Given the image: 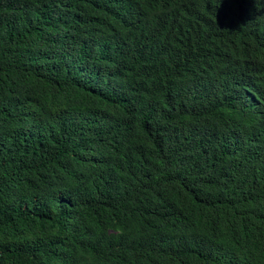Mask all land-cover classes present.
<instances>
[{"label":"trees","instance_id":"obj_1","mask_svg":"<svg viewBox=\"0 0 264 264\" xmlns=\"http://www.w3.org/2000/svg\"><path fill=\"white\" fill-rule=\"evenodd\" d=\"M0 264H264V0H0Z\"/></svg>","mask_w":264,"mask_h":264}]
</instances>
